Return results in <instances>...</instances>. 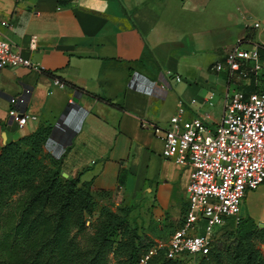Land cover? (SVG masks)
Instances as JSON below:
<instances>
[{
    "label": "crops",
    "instance_id": "0c3cea01",
    "mask_svg": "<svg viewBox=\"0 0 264 264\" xmlns=\"http://www.w3.org/2000/svg\"><path fill=\"white\" fill-rule=\"evenodd\" d=\"M0 19L13 48L42 66L0 68V146L50 124L45 147L62 149L61 171L97 196L140 197L147 216L176 226L189 166L162 157V130L178 99L184 117L219 120L225 73L210 66L236 38L264 47L254 32L264 0H0ZM25 86L33 118L18 128L7 98ZM240 216L264 229V180Z\"/></svg>",
    "mask_w": 264,
    "mask_h": 264
},
{
    "label": "built area",
    "instance_id": "2783aa9c",
    "mask_svg": "<svg viewBox=\"0 0 264 264\" xmlns=\"http://www.w3.org/2000/svg\"><path fill=\"white\" fill-rule=\"evenodd\" d=\"M7 24L0 19V28ZM34 40L31 35L30 45ZM248 45L244 38H236L224 48L222 61L210 66L225 73L222 112L217 122L211 125L199 116L184 117L183 102L177 100L175 111L162 130L161 155L189 166L186 204L166 243L150 245L138 254L135 264H145L159 247L164 248L166 258L176 259L178 264H195L208 252L219 228L241 217L246 191L264 180V59L256 45L247 48ZM14 66L42 70L40 64L13 48L0 32V68ZM134 78L133 75L129 79V86H134ZM175 79L179 76L175 75ZM52 82L63 86L56 77H52ZM29 93L30 87L25 86L7 98L6 115L14 119L18 128L33 118L24 109ZM61 150L50 152L59 156Z\"/></svg>",
    "mask_w": 264,
    "mask_h": 264
},
{
    "label": "trees",
    "instance_id": "16d2710c",
    "mask_svg": "<svg viewBox=\"0 0 264 264\" xmlns=\"http://www.w3.org/2000/svg\"><path fill=\"white\" fill-rule=\"evenodd\" d=\"M256 50L264 59V47L256 44ZM53 131L50 124H39L33 131L0 146V264H108L107 254L112 246L108 231L114 225L121 227L120 219L115 222L110 216H97L99 227L94 232L83 233L81 241L73 239L72 228L80 226V218L74 212L81 216L85 204L72 207L66 194L76 182H89H79L77 176L62 178L60 155L53 160L52 170L40 173L36 167L37 154ZM22 188L21 201L10 209L8 198ZM229 222L232 221L224 225ZM234 224L238 235L231 246L216 247L215 235L208 252L195 264H221L223 260L227 264H264V254L259 253L251 239L257 225L247 216H241ZM122 243L118 240L112 250L117 256L114 264H135L138 254L149 247L139 250L132 245V239L128 248ZM158 262L178 264L176 259L165 257L163 247L157 248L145 264Z\"/></svg>",
    "mask_w": 264,
    "mask_h": 264
},
{
    "label": "rangeland",
    "instance_id": "374dc122",
    "mask_svg": "<svg viewBox=\"0 0 264 264\" xmlns=\"http://www.w3.org/2000/svg\"><path fill=\"white\" fill-rule=\"evenodd\" d=\"M259 30L260 36L264 39V23L261 22V20L259 26L254 28V32ZM243 47H245V45H243ZM246 47L249 48L250 46L248 45ZM220 61H222V59H220ZM37 159L36 167L40 170V173H43L46 169H54L53 160H57L58 156L52 155L47 151V148L43 146L41 151L37 154ZM60 176L62 178L71 177L69 175L62 176L61 174ZM23 190L24 188L20 189L8 198L7 203L10 209H13L19 204ZM31 195L32 191H29L28 196ZM66 195H69L71 198L72 207H77L83 203L85 204L81 216H77L78 214L74 212V216L80 218V226L77 224L70 232V235H72L75 240H83V237L81 236L83 233H92L99 227L96 221L97 216H110L115 222H117V218L120 219L121 227L119 226L118 228L114 225L111 226V229L108 231V237L112 240V246L107 254L108 264L115 263L117 256L113 254L112 250L118 240H120L121 243L123 242V246L128 248L131 245L127 244L132 239V245L139 250L148 245L150 246L159 243L164 245L171 230L176 224L173 218L167 216L160 219H156L154 216H147L149 206L145 205L143 199L140 197H134L129 200L123 197L97 196L92 193L89 185L78 182L74 184L73 188ZM42 199L43 196L40 198L41 202ZM47 206L44 208L47 209ZM123 228L126 231L123 230ZM252 230L251 239L254 247L259 253L264 254V229H260L259 226H254ZM237 235L238 232L234 222L227 223L216 232V247H230L231 242L237 237ZM221 264L227 263L223 260Z\"/></svg>",
    "mask_w": 264,
    "mask_h": 264
},
{
    "label": "water",
    "instance_id": "95a60500",
    "mask_svg": "<svg viewBox=\"0 0 264 264\" xmlns=\"http://www.w3.org/2000/svg\"><path fill=\"white\" fill-rule=\"evenodd\" d=\"M73 98H74V97H72V100H73ZM74 99H75V98H74ZM60 174H61L62 176H66V175H67V173H66L65 171H61ZM259 225H261V224H259Z\"/></svg>",
    "mask_w": 264,
    "mask_h": 264
}]
</instances>
